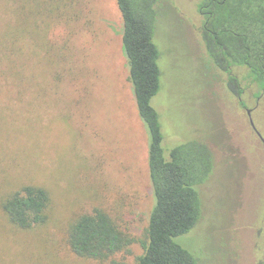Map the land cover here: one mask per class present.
Segmentation results:
<instances>
[{
	"label": "rangeland",
	"instance_id": "obj_1",
	"mask_svg": "<svg viewBox=\"0 0 264 264\" xmlns=\"http://www.w3.org/2000/svg\"><path fill=\"white\" fill-rule=\"evenodd\" d=\"M18 1L30 28L19 33V52L0 62V203L33 184L49 192L51 208L46 223L22 229L0 206V264H135L139 241L98 260L77 256L67 239L75 217L94 208L145 239L154 203L116 2ZM164 1L153 36L160 88L151 99L162 146L166 155L167 146L198 141L212 154L201 215L176 240L199 264H264V89L233 66L239 98L210 62L199 0ZM11 15V1L0 0V30Z\"/></svg>",
	"mask_w": 264,
	"mask_h": 264
},
{
	"label": "trees",
	"instance_id": "obj_2",
	"mask_svg": "<svg viewBox=\"0 0 264 264\" xmlns=\"http://www.w3.org/2000/svg\"><path fill=\"white\" fill-rule=\"evenodd\" d=\"M2 1H11L12 15L0 30V62H9L20 50L19 33L28 34L30 27L18 0ZM115 2L122 20V48L135 106L148 135L147 166L154 203L145 239L137 240L106 211L94 208L72 221L68 244L77 256L104 260L118 252H129L133 242L139 241L143 252L135 264H199L176 238L188 233L201 215L199 186L211 174L212 154L206 144L187 141L167 146L165 155L159 115L151 105L161 75L160 53L153 36L162 16L156 8H165V1ZM197 12L206 53L210 62L227 74L229 88L241 97L243 88L231 67L243 66L264 89V0H199ZM0 206L11 224L29 229L48 221L51 196L42 186L23 184L6 194Z\"/></svg>",
	"mask_w": 264,
	"mask_h": 264
},
{
	"label": "flooded vegetation",
	"instance_id": "obj_3",
	"mask_svg": "<svg viewBox=\"0 0 264 264\" xmlns=\"http://www.w3.org/2000/svg\"><path fill=\"white\" fill-rule=\"evenodd\" d=\"M246 113H247V115L249 116L250 124L252 125L253 128H255V127H254V124H253V121H252V119H251V117H250V109H249V108H246ZM257 133H258V132H257ZM258 135H259V133H258Z\"/></svg>",
	"mask_w": 264,
	"mask_h": 264
}]
</instances>
